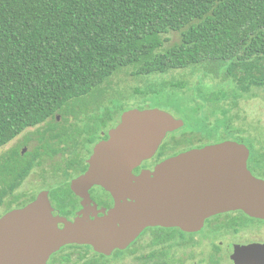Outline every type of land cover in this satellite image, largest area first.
<instances>
[{
    "label": "trees",
    "instance_id": "16d2710c",
    "mask_svg": "<svg viewBox=\"0 0 264 264\" xmlns=\"http://www.w3.org/2000/svg\"><path fill=\"white\" fill-rule=\"evenodd\" d=\"M172 33L180 40L165 50ZM128 68L142 78L173 73L174 111L189 124L182 134L215 138L230 124L223 101L264 99V0H0V148ZM189 237L150 229L112 258L64 248L60 264H186Z\"/></svg>",
    "mask_w": 264,
    "mask_h": 264
},
{
    "label": "water",
    "instance_id": "95a60500",
    "mask_svg": "<svg viewBox=\"0 0 264 264\" xmlns=\"http://www.w3.org/2000/svg\"><path fill=\"white\" fill-rule=\"evenodd\" d=\"M188 127L183 116L163 109L126 110L100 135L132 144L126 171L73 181L2 217L0 264H50L54 254L74 245L91 246L96 254L112 258L149 228L199 232L208 218L228 209L264 218V182L251 177L247 150L236 142L183 152L153 170L137 168L143 156L158 153L169 135ZM91 200L106 206L108 215L90 223L58 215ZM121 200L131 203L122 207ZM227 248L244 264H264V245Z\"/></svg>",
    "mask_w": 264,
    "mask_h": 264
},
{
    "label": "flooded vegetation",
    "instance_id": "af4514ba",
    "mask_svg": "<svg viewBox=\"0 0 264 264\" xmlns=\"http://www.w3.org/2000/svg\"><path fill=\"white\" fill-rule=\"evenodd\" d=\"M176 74L180 77L181 73ZM157 76L161 78L154 81L156 84L144 79H110L97 86L92 94L69 102L46 121L27 128L1 147L0 219L13 211L28 207L44 193L56 191L73 181L89 182L99 175L114 176L124 173L132 159V144L120 137L102 139L101 133L128 109L143 112L158 108L181 116L174 111L175 107L171 102H174L172 96L175 88L170 80L174 78V74ZM187 77L190 78L191 74H186L185 78ZM143 86L151 88L148 93L144 92ZM145 94L158 99L151 101L145 98ZM235 107H224L232 109L231 112L223 113L230 124L220 125L215 138L208 131L198 142V148L178 150L183 143L192 140L194 133L183 135L185 130L171 134L158 153L143 156L137 168L153 170L157 165L183 152L236 142L247 150V170L251 177L264 182V140L259 141L254 136L256 133H252V126L242 127L237 124L238 119L232 114ZM215 124L210 123L209 129H213ZM119 203L125 207L131 202L121 200ZM58 215L76 222L90 223L94 218L106 217L108 209L91 200L77 208L67 207L63 214ZM150 229L156 228L146 231ZM186 234L190 236V246L187 249L207 248L208 251L203 253L207 257L206 264H244V260L235 258L227 246L234 244L242 248L251 244L264 245V218L250 217L241 209H228L208 218L202 231ZM62 251L51 257L50 264H60Z\"/></svg>",
    "mask_w": 264,
    "mask_h": 264
},
{
    "label": "rangeland",
    "instance_id": "374dc122",
    "mask_svg": "<svg viewBox=\"0 0 264 264\" xmlns=\"http://www.w3.org/2000/svg\"><path fill=\"white\" fill-rule=\"evenodd\" d=\"M168 38V41L165 43V50L172 47L176 43L179 42V34H169L166 36ZM133 69L128 68V69H123L117 72L112 78H110L112 81H124V80H129V81H136V80H148L149 82H154L156 79H159L161 77L156 76H149L147 78H142V77H136L132 75ZM108 79V80H110ZM191 83L198 82V77L197 74H193L190 78H188ZM204 86L207 88L212 87L213 85L211 84L210 80L207 79L204 82ZM202 83V84H203ZM223 86V83L221 84L220 82H216L214 87L216 89H221ZM145 93H148L149 90L151 89L149 86H143L142 87ZM224 88L228 89V85H224ZM150 97V98H149ZM145 98L149 99L151 101H156L158 98L152 97V96H147L145 94ZM172 104L175 107V103L171 100ZM231 105H234L233 100L230 99L226 101L225 103H222V106L227 108ZM233 115L237 117V124L242 126V127H250L252 126V133H256L254 136L258 138L259 141L264 140V99L263 98H256L252 99L251 101L247 100H240L237 102L236 107L234 108ZM215 119H213L214 121ZM189 128V127H188ZM202 132H196L192 134V140H189L182 145L181 147H178V150L184 149V148H198L200 145L198 142H200L204 136H206L205 131ZM185 141V139H184ZM150 239L149 234L144 236L141 240V243L148 242ZM140 243V244H141ZM139 244V245H140ZM208 251L207 248H202V249H183L180 254L182 255L184 261L186 264H206L207 262V257L203 255L204 252ZM117 263L116 261H111V264Z\"/></svg>",
    "mask_w": 264,
    "mask_h": 264
}]
</instances>
